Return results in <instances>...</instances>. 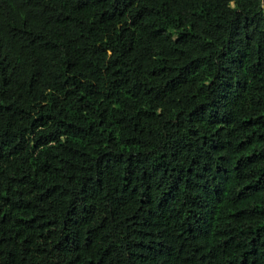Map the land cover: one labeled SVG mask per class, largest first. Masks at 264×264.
<instances>
[{"label":"trees","instance_id":"trees-1","mask_svg":"<svg viewBox=\"0 0 264 264\" xmlns=\"http://www.w3.org/2000/svg\"><path fill=\"white\" fill-rule=\"evenodd\" d=\"M0 264H264V0H0Z\"/></svg>","mask_w":264,"mask_h":264},{"label":"rangeland","instance_id":"rangeland-1","mask_svg":"<svg viewBox=\"0 0 264 264\" xmlns=\"http://www.w3.org/2000/svg\"><path fill=\"white\" fill-rule=\"evenodd\" d=\"M68 80L72 81L74 84H77L78 82L76 80H73L72 78H70L69 76L66 77Z\"/></svg>","mask_w":264,"mask_h":264}]
</instances>
